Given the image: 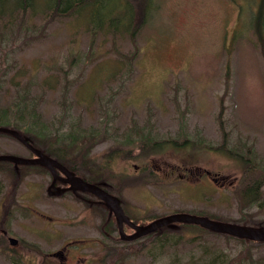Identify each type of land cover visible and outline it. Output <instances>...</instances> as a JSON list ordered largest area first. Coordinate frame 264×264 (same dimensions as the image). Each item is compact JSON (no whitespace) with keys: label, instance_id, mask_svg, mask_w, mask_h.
Segmentation results:
<instances>
[{"label":"rangeland","instance_id":"rangeland-1","mask_svg":"<svg viewBox=\"0 0 264 264\" xmlns=\"http://www.w3.org/2000/svg\"><path fill=\"white\" fill-rule=\"evenodd\" d=\"M154 3L132 62L129 40L112 48L77 14L49 23L40 15L1 16L0 104L34 103L53 133H102L78 170L116 190L138 225L177 212L263 223L264 184L258 203L240 201L244 182L258 176L245 161L264 167V24L259 36L252 22L259 0ZM146 132L187 145L170 142L143 156L136 147ZM0 155L33 156L2 133ZM19 173L0 163V233L17 239L0 238V264H264V242L189 228L168 241L160 232L141 236V250L102 262L109 247L126 244L103 233L111 217L102 203L83 192L49 194L45 171ZM60 250L62 257L50 255Z\"/></svg>","mask_w":264,"mask_h":264},{"label":"trees","instance_id":"trees-1","mask_svg":"<svg viewBox=\"0 0 264 264\" xmlns=\"http://www.w3.org/2000/svg\"><path fill=\"white\" fill-rule=\"evenodd\" d=\"M6 2L7 0H0V17L5 15L12 19L18 15H21V17H24L27 14L31 17L32 15H40L41 17L45 18V22L49 23L55 18L68 17L70 15L77 14V16L83 20L82 24H84L85 30L91 33L93 38L98 35L103 36L105 39L110 37L112 48L117 47L115 45L116 40L122 38L129 40L133 44V51L127 56L129 62H132L137 54L136 39L139 36L141 30L146 25H148L150 12L153 9H157L158 7V5L154 3V0H13L10 4H6ZM257 5L259 6V9L258 12L252 16V22L253 25L255 24L256 32L260 36V30L263 29L262 24H264V0H259ZM222 111L223 104L221 102L218 115H220ZM0 123L5 124L2 126L17 130L23 137L28 139L30 144L46 155L58 160L70 171L74 172L75 175L100 186L107 192L117 196L120 199L116 190H112L106 187V185H104L102 182H98L99 179L96 180L83 176L78 170L80 164L86 159L91 147L104 138L102 133L90 131L86 134H77L75 132H71L68 135H64L50 132L43 120V116L40 112H37L35 104L26 101H16L12 104V107L2 106L0 104ZM220 130L223 137V142L220 149H225L224 144L226 143V138L224 137L222 124L220 125ZM0 133L7 136L9 135L3 132ZM140 137L142 144L136 148L143 156L162 152L167 146V143L170 142L176 146L187 145V140H184L180 143L175 141L157 140L149 132L141 134ZM226 150H224L226 153L241 159L238 153H235L236 151L229 148H226ZM248 162L250 165L245 161L246 172H256L258 176L251 181L246 180L241 187L240 201L242 206L254 205L257 201H259L262 193L261 189L264 184V178L259 179L260 172L264 176V167L261 162H256L253 159L248 160ZM0 163H6L12 166L15 165L18 173L20 172V175H22L23 171L26 170H32L35 172L45 171L50 174L47 168L41 165H20L9 161H0ZM83 193L92 197H96L87 192ZM120 203L124 212L125 210L128 211L121 202V199ZM102 208L107 211L112 221L111 222L108 218H106L107 222L105 220L102 223L103 233H105V235L107 234L111 239L116 240L117 242H123L119 236V233L115 238L111 235L112 229L118 232L117 224L113 214L104 203H102ZM129 219L133 221V219H136V217L134 218L130 215ZM231 222L247 226H264V222H255L251 218H242L240 220ZM111 225L113 228H111ZM178 228H189L203 232H212L196 224L175 222L173 226L166 225L160 227L155 231L145 235L144 238H147L152 234L156 235L158 232H160L164 234V239L168 241L167 238L174 235L173 233L177 231ZM224 235L235 238L244 243L264 242L236 238L227 234ZM0 238L3 239L1 237V233ZM139 238L131 241L124 240L126 244L123 246L115 244L112 245V247H109L106 251L105 256L102 258V262H110L112 259H114V257L118 258L121 255L122 257L128 255L130 253V247H132V250H134V246H137L141 250L145 246V243L139 241ZM1 239L0 241H2ZM174 242H178V240H175ZM241 255H243V253ZM214 261V259H211L209 264H215ZM228 264L230 263L228 262Z\"/></svg>","mask_w":264,"mask_h":264},{"label":"water","instance_id":"water-1","mask_svg":"<svg viewBox=\"0 0 264 264\" xmlns=\"http://www.w3.org/2000/svg\"><path fill=\"white\" fill-rule=\"evenodd\" d=\"M0 132L7 133L18 140L23 146L30 150L34 156L32 157H20L14 155H0V161H9L14 164L20 165H41L47 168L52 174V181L48 187L49 194L58 195L65 190L71 191H86L100 199L102 203L111 211L113 214L117 227L118 233L122 240L131 241L141 236L147 235L156 229L170 225L173 226L175 222L196 224L202 228L210 230L216 233L227 234L236 238L248 239L253 241H264V226H247L236 224L232 222H223L215 219H211L204 215H195L189 213H172L165 216H161L153 219L152 221L138 225L132 222L123 212L120 204V200L117 196L107 192L100 186L87 182L81 177L75 175L72 171L68 170L58 160L46 155L39 149L34 147L28 142V139L23 137L17 130L0 126ZM56 170H59L63 176H60ZM56 179H60L65 183H68L67 187H58L54 183ZM52 188V190H51ZM128 225L132 228V233H125L123 230V224ZM11 244H15L16 239L10 238Z\"/></svg>","mask_w":264,"mask_h":264},{"label":"flooded vegetation","instance_id":"flooded-vegetation-1","mask_svg":"<svg viewBox=\"0 0 264 264\" xmlns=\"http://www.w3.org/2000/svg\"><path fill=\"white\" fill-rule=\"evenodd\" d=\"M34 156V155H33ZM67 168V167H66ZM68 169V168H67ZM48 170V169H47ZM69 170V169H68ZM49 171V170H48ZM50 172V171H49ZM56 172L60 175V176H63L62 175V173L59 171V170H56ZM74 173V172H73ZM51 174V173H50ZM80 177V176H79ZM84 180V179H83ZM51 181H52V174H51ZM86 181V180H85ZM87 182H89V181H87ZM91 183V182H90ZM50 184H51V182H50ZM50 184H49V186H50ZM54 185L55 186H58V187H67L68 186V183H65V182H63L62 180H60V179H56V181H55V183H54ZM51 190H52V188H51ZM47 191H48V188H47ZM66 192H70V193H73V194H77V193H79V192H86V191H79V190H76V191H71V190H65V191H63L62 193H66ZM62 193H60V194H62ZM87 193H89V192H87ZM91 194V193H90ZM93 195V194H92ZM95 196V195H94ZM98 198V197H97ZM120 200V199H119ZM98 202L99 203H102L101 201H100V199L98 198ZM121 204V203H120ZM122 207V206H121ZM123 209V208H122ZM123 212H124V210H123ZM8 213H11V210H8ZM124 214H125V212H124ZM126 215V214H125ZM127 216V215H126ZM128 217V216H127ZM129 218V217H128ZM115 219V218H114ZM116 222V221H115ZM133 222V221H132ZM125 226H128V225H126L125 223L123 224V230H124V227ZM129 227V226H128ZM118 228V227H117ZM132 229V228H131ZM118 230V229H117ZM125 232V231H124ZM126 233V232H125ZM8 234H7V232L6 231H4V230H2V233H1V237L2 238H6L7 240H8V242L11 244V240H10V238H14V237H11V236H7ZM16 239V238H15ZM17 243V239H16V242H15V244ZM11 245H14V244H11ZM50 255H59L60 257H62V255H63V250H60V251H57V252H52V253H50Z\"/></svg>","mask_w":264,"mask_h":264}]
</instances>
